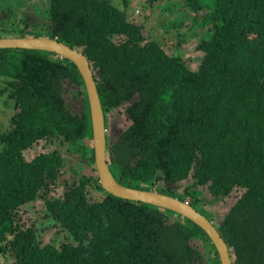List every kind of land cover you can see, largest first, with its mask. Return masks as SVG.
I'll return each mask as SVG.
<instances>
[{"label": "trees", "instance_id": "1", "mask_svg": "<svg viewBox=\"0 0 264 264\" xmlns=\"http://www.w3.org/2000/svg\"><path fill=\"white\" fill-rule=\"evenodd\" d=\"M20 1L21 18L0 29L56 39L91 64L117 181L188 198L213 221L198 206L201 189L207 190L227 205L223 220L213 223L232 264H264V0H145L154 7L166 2L168 9L182 5L192 14L175 54L128 20L130 0H47L32 10L49 17L40 33L28 31L29 0ZM185 20L180 15L169 25L179 29ZM198 27L211 36L194 48L204 56L193 69L179 45L198 36ZM0 69L8 77L0 99L9 112L7 124L0 119V257L11 264H198L204 254L195 239L219 254L191 219L102 187L88 92L72 60L0 48ZM68 94L80 100V111H72ZM126 103L131 123L110 142L107 114ZM62 144L94 173L73 165L77 181L54 198L50 188L65 163ZM188 179L187 196H179ZM37 198L60 224V245L39 238L28 211Z\"/></svg>", "mask_w": 264, "mask_h": 264}, {"label": "rangeland", "instance_id": "2", "mask_svg": "<svg viewBox=\"0 0 264 264\" xmlns=\"http://www.w3.org/2000/svg\"><path fill=\"white\" fill-rule=\"evenodd\" d=\"M113 1L122 4V0ZM177 1L178 0H168L167 2L175 3ZM43 4L44 6L47 5V0H29L27 4V8L29 10L26 11L27 17H29V25L27 27L28 31H32L34 33L43 32L41 31V29H45L47 24L49 23V17L32 11L34 10L33 6H39L43 8ZM3 5L10 7L12 10H8V13L0 10V27L3 24L8 23V27L10 28L11 23L14 22V20H16L17 22V19L21 18L23 14L22 8H24L25 5H22L20 0H2V2H0V6ZM166 5V2H161V4H158L159 7H154L150 4H147V1L145 0H130L127 15L129 21L143 27V32L147 36V38L151 37V39H157L160 45L165 48V50L175 54L176 50L174 45L179 40V38L182 37L183 33L187 34L189 32L190 15L192 14H190L187 8L183 7L182 5H175V7L170 9H168ZM8 15L9 17H7ZM180 15L186 18L185 22L179 29H177L176 27H171L169 24L174 21H178ZM3 16H5V18H3ZM197 29L199 30L198 36L187 38V40L184 41L185 43L182 42L183 44L180 43L179 45V51L181 53H184L182 55L187 58V62H189L190 68L193 69H196L200 65V63H202L201 61L204 56V52L198 51L194 48L200 40L211 36V33L207 29H201L200 27H198ZM21 34L22 32H17L16 30L11 31L7 29H0V37H18L21 36ZM26 36H28V34H26ZM13 51L16 52L15 50ZM4 68L5 67L3 66V69ZM7 78L8 77L6 76L0 75V88L5 83L3 82V80ZM67 99V102H69L71 105L72 111L77 112L81 110V103L78 98H75L71 94H68ZM126 106L127 103L113 109L107 114V133L110 142L115 141L118 134L127 129V127L131 123L126 115ZM4 111L8 112V109L4 106L2 99H0V119L3 123L7 124L9 115L4 114ZM60 150L65 158V163L60 169L57 186L55 187V189H53V187L50 188L51 195L53 194L54 198L63 196L64 192L72 186L73 182L75 180L77 181L78 176L72 171L71 168L73 167V165L83 164L81 169L82 173L87 175H93L94 173L93 166L84 163V160L78 153L68 149L67 144H62L60 146ZM162 183V180L156 182V184L159 186L162 185ZM189 183L190 179L182 182L181 186L177 190L179 196L185 195L184 189L185 186ZM201 192L202 198L198 203V206L207 210L213 221L216 224H219L227 213V205H225L221 201V199L215 200L207 190L201 189ZM185 200L189 201L188 198H185ZM28 211L31 220L35 223L39 230L38 233L41 242L43 244H47L49 242L55 241L54 243L60 245V224L56 222V219L52 214H50L46 204L41 199L37 198L30 204V208ZM195 245L199 248L202 254H204V258L201 259L198 264H207L206 262H208L209 264H213L218 259H220L219 255H217L216 253L208 252V249L204 246L202 240L195 239ZM0 264L11 263L1 256Z\"/></svg>", "mask_w": 264, "mask_h": 264}, {"label": "water", "instance_id": "3", "mask_svg": "<svg viewBox=\"0 0 264 264\" xmlns=\"http://www.w3.org/2000/svg\"><path fill=\"white\" fill-rule=\"evenodd\" d=\"M0 48L36 49L56 53L72 60L81 72L89 98L93 142L95 149V163L99 173L100 183L108 192L122 198L139 200L160 207L176 211L191 219L202 227L211 238L219 253L221 264H232L228 246L217 230L213 221L197 210L189 202L164 194L155 190L140 189L123 185L114 177L107 159V140L105 126V112L100 100L97 84L89 61L83 52L49 37L18 36L0 37Z\"/></svg>", "mask_w": 264, "mask_h": 264}, {"label": "flooded vegetation", "instance_id": "4", "mask_svg": "<svg viewBox=\"0 0 264 264\" xmlns=\"http://www.w3.org/2000/svg\"><path fill=\"white\" fill-rule=\"evenodd\" d=\"M28 36H30V35H28ZM33 36V35H32Z\"/></svg>", "mask_w": 264, "mask_h": 264}]
</instances>
